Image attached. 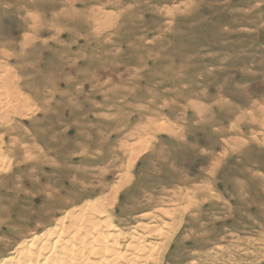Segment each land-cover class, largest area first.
I'll return each instance as SVG.
<instances>
[{"label":"rangeland","instance_id":"obj_1","mask_svg":"<svg viewBox=\"0 0 264 264\" xmlns=\"http://www.w3.org/2000/svg\"><path fill=\"white\" fill-rule=\"evenodd\" d=\"M0 86V252L116 188L157 264H264V0H0Z\"/></svg>","mask_w":264,"mask_h":264},{"label":"bare ground","instance_id":"obj_2","mask_svg":"<svg viewBox=\"0 0 264 264\" xmlns=\"http://www.w3.org/2000/svg\"><path fill=\"white\" fill-rule=\"evenodd\" d=\"M3 90L4 106L10 93ZM2 114L3 118L8 115ZM118 193L112 188L103 197L75 196L60 202L45 226L18 237L12 250L5 247L0 252V264H157L165 241H152L151 236L166 240L169 234L168 223L159 226L153 221L161 209L138 213L134 225L125 224L115 210Z\"/></svg>","mask_w":264,"mask_h":264}]
</instances>
